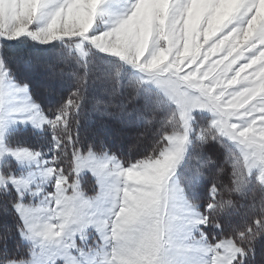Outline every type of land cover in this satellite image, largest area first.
<instances>
[{"label": "snow or ice", "instance_id": "obj_1", "mask_svg": "<svg viewBox=\"0 0 264 264\" xmlns=\"http://www.w3.org/2000/svg\"><path fill=\"white\" fill-rule=\"evenodd\" d=\"M19 45L48 57L66 98L45 107L9 63ZM92 114L144 128L148 146L82 138ZM236 196H251L242 225ZM0 214L18 238L11 254L5 227L0 264H252L264 0H0Z\"/></svg>", "mask_w": 264, "mask_h": 264}, {"label": "trees", "instance_id": "obj_2", "mask_svg": "<svg viewBox=\"0 0 264 264\" xmlns=\"http://www.w3.org/2000/svg\"><path fill=\"white\" fill-rule=\"evenodd\" d=\"M6 53L9 57V63L14 71H16L22 79L31 82L34 91L42 99L46 108L49 105L57 104L62 98L67 97V89L59 87L49 88L47 86L50 78L47 76L44 67L48 60V57L45 54L39 52L30 45H19L15 48H9L6 49ZM28 58H31L33 61L31 65L25 63V60ZM52 83L54 84L55 82L53 81ZM80 131L82 138H100L106 140L113 151L119 150L122 154L130 153L132 156L142 153L151 140L150 136L143 135L145 132L144 128L139 126H124L116 120L103 117L99 114H92L90 119L82 121ZM129 137H131V139ZM138 137L140 139H138ZM24 142L29 144L34 143L30 134H24ZM210 154H212L214 158H219L220 155L219 151ZM229 172L230 170L226 169L225 173L219 177L220 183H229ZM90 180L91 178L89 177L86 181L90 182ZM90 183L93 185L92 182ZM255 195L257 202H259L261 194L257 191ZM233 199L237 204L239 215L234 216L232 219L237 225H242L245 218L244 213L248 211L247 206L251 202V196L244 200L238 196L233 197ZM242 205L243 207H241ZM15 223L14 215L5 218L0 214V235L4 233L5 227L12 229V237L7 243V247L11 254L15 253L18 241V238L15 236ZM3 247L4 242L3 240H0V248ZM252 264H264V240L257 241L256 255Z\"/></svg>", "mask_w": 264, "mask_h": 264}, {"label": "rangeland", "instance_id": "obj_3", "mask_svg": "<svg viewBox=\"0 0 264 264\" xmlns=\"http://www.w3.org/2000/svg\"><path fill=\"white\" fill-rule=\"evenodd\" d=\"M130 139H131V137H129ZM127 145H128V143H127ZM130 146V145H129ZM91 178V177H90ZM91 180H92V178H91ZM90 180V182H92L93 183V181H91ZM89 181H86L85 182V189H86V191H89V194H91L90 192H91V190H92V187H93V185L90 183Z\"/></svg>", "mask_w": 264, "mask_h": 264}]
</instances>
